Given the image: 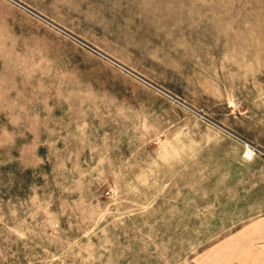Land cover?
<instances>
[{"label":"rangeland","instance_id":"rangeland-1","mask_svg":"<svg viewBox=\"0 0 264 264\" xmlns=\"http://www.w3.org/2000/svg\"><path fill=\"white\" fill-rule=\"evenodd\" d=\"M15 1L0 0V264L256 257L264 155L243 154L264 151V0Z\"/></svg>","mask_w":264,"mask_h":264},{"label":"crops","instance_id":"crops-1","mask_svg":"<svg viewBox=\"0 0 264 264\" xmlns=\"http://www.w3.org/2000/svg\"><path fill=\"white\" fill-rule=\"evenodd\" d=\"M250 227H244V229H240V233H244V234H247V230H249V232H251V229H248ZM254 233H257V232H254ZM258 234L260 235V246H258L256 248L257 250V253H256V257H253L252 259H249L247 262H245V264H264V228H259L258 229ZM246 237H245V240L242 241V245L239 246V248H244L246 247Z\"/></svg>","mask_w":264,"mask_h":264},{"label":"built area","instance_id":"built-area-1","mask_svg":"<svg viewBox=\"0 0 264 264\" xmlns=\"http://www.w3.org/2000/svg\"><path fill=\"white\" fill-rule=\"evenodd\" d=\"M159 89H161V88H159ZM162 91H164V90H162ZM164 93L168 94L166 91H164ZM168 95H170V94H168ZM171 97L174 98V99H176L174 96H171ZM176 100H178V99H176ZM183 104H185V103H183ZM257 154L264 155V151H262L258 146H255V145H252V144H247V148H246V151L243 154V157H244V159L246 161H252V160H254V158L256 157Z\"/></svg>","mask_w":264,"mask_h":264},{"label":"bare ground","instance_id":"bare-ground-1","mask_svg":"<svg viewBox=\"0 0 264 264\" xmlns=\"http://www.w3.org/2000/svg\"><path fill=\"white\" fill-rule=\"evenodd\" d=\"M15 1V0H14ZM16 2V1H15ZM17 3V2H16ZM23 6V5H22ZM24 7V6H23ZM25 8V7H24ZM27 8V7H26ZM40 17V16H39ZM43 18V17H42ZM55 25V24H54ZM81 41V40H80ZM84 43V42H83ZM88 46V45H87ZM100 53V52H99ZM104 56V55H103ZM110 60V59H109ZM130 72V71H129ZM137 76V75H136ZM141 79H143V78H141ZM144 80V79H143ZM152 83V82H151ZM150 84V83H149ZM155 85V84H154ZM157 87V86H156ZM158 89L160 88V87H157ZM159 90H161V89H159ZM163 90V89H162ZM161 90V91H162ZM164 92V91H163ZM168 93V92H167ZM173 96V95H172ZM176 100V99H175ZM177 101V100H176ZM182 103V102H181ZM183 104V103H182ZM202 115V114H201ZM202 116H204V115H202Z\"/></svg>","mask_w":264,"mask_h":264},{"label":"water","instance_id":"water-1","mask_svg":"<svg viewBox=\"0 0 264 264\" xmlns=\"http://www.w3.org/2000/svg\"><path fill=\"white\" fill-rule=\"evenodd\" d=\"M177 99V98H176Z\"/></svg>","mask_w":264,"mask_h":264}]
</instances>
